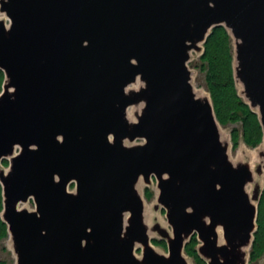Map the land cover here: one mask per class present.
Masks as SVG:
<instances>
[{
    "label": "water",
    "instance_id": "water-1",
    "mask_svg": "<svg viewBox=\"0 0 264 264\" xmlns=\"http://www.w3.org/2000/svg\"><path fill=\"white\" fill-rule=\"evenodd\" d=\"M0 12V217L16 264H188L193 235L206 264H246L263 189L246 191L252 169L231 161L187 63L212 28L228 31L261 174L264 0H0ZM153 178L171 233L144 220L137 185Z\"/></svg>",
    "mask_w": 264,
    "mask_h": 264
},
{
    "label": "trees",
    "instance_id": "trees-1",
    "mask_svg": "<svg viewBox=\"0 0 264 264\" xmlns=\"http://www.w3.org/2000/svg\"><path fill=\"white\" fill-rule=\"evenodd\" d=\"M203 51L199 55L198 68L204 75V83L209 94L214 115L220 126L226 127L229 124L239 123L240 133L232 130V150L238 146V139L242 135L243 142L251 148L258 147L263 138L262 128L258 116L254 113L239 96L234 80L233 70V44L232 38L223 26H216L211 29L205 42ZM4 74L0 71V86ZM4 166L7 161H3ZM73 188V184L71 185ZM144 196L150 201L153 192L144 188ZM2 187L0 185V214L3 208ZM8 237L7 226L0 217V243ZM155 245H163L162 240L152 241ZM199 244L196 235L191 236L185 244L184 253L192 258L195 264H206L197 252ZM264 255V189L261 192L257 204L256 230L253 233V241L250 250V260L257 261Z\"/></svg>",
    "mask_w": 264,
    "mask_h": 264
},
{
    "label": "rangeland",
    "instance_id": "rangeland-1",
    "mask_svg": "<svg viewBox=\"0 0 264 264\" xmlns=\"http://www.w3.org/2000/svg\"><path fill=\"white\" fill-rule=\"evenodd\" d=\"M0 21H3L4 24L6 26H9V20L7 19V17L5 16L4 13L0 12ZM199 52L196 51H191L190 52V59L187 63V66L191 72V83L192 86L194 88V91L196 93L199 94L200 97H208V93L206 91L205 88V83H204V75L203 73L199 70L198 68V64H199ZM3 84V82H2ZM2 84L0 86V93L2 91ZM140 83L137 82L136 84L130 85L129 86V90H137L140 87ZM237 90L239 91L240 86L236 87ZM128 109H131V107H129ZM135 108L132 107V110H134ZM131 111V110H130ZM132 114V119L133 121H135L134 119V115H133V111H131ZM220 128V133L222 134V137L224 140H226L229 144V157L231 159L232 162L236 163V162H244V163H248L252 169L253 172V182L249 183L246 186V191L251 195L254 188L257 186L259 188V192L264 189V171H262L261 174H257L255 172V169L257 168L258 165H261V161L259 159L258 156V149L259 148H263V143L260 144L258 147L256 148H251L248 147L242 139V135L240 134L239 139H238V146L236 147L235 150H232V130L236 129L239 133L241 130V125L239 123H235V124H229L226 127H222L219 126ZM141 141L137 140L135 141L133 144H138ZM126 145H130L128 142H126ZM19 152V148L15 149V154ZM7 161V160H4ZM1 168H3L4 170H7L8 168V161H7V165L4 166L3 161L1 162ZM71 188V186H70ZM144 188H148L150 191L153 192V196L152 199L150 201H147L145 196H144ZM72 190V189H70ZM138 192L140 193V195L143 198L144 201V207L147 208V214L144 215V220L147 224L148 227H152L155 223L160 224L163 228L167 229L169 233H171V227L167 224V219L165 217V211L161 208L155 210V205H157V189H156V183L154 178L152 179V184L150 186H146L143 182H140L139 186L137 187ZM25 207L28 210L32 211L34 210V203L32 200H30L28 203L26 204H21V207ZM145 212V210H144ZM147 216V217H146ZM128 217V214L126 215V218ZM220 232V237H221V231ZM9 237V236H8ZM8 237L3 240L0 243V264H16V260H15V256L13 255L12 251L9 248V240ZM149 237L151 238V243L154 247V249L160 253V254H167V247H166V242L165 246L163 245H155L152 241H159V237L155 234L150 232L149 233ZM223 243L222 238H220V244ZM200 244V242H199ZM198 244V245H199ZM197 245V247H198ZM196 247V249H197ZM250 250L251 247L248 249V257H247V262L246 264H264V255L258 259L257 261H251L249 254H250ZM135 255L137 257L141 256V246L140 245H136V250H135ZM184 257L187 259L188 264H195L194 260L190 257H188L185 253H184Z\"/></svg>",
    "mask_w": 264,
    "mask_h": 264
},
{
    "label": "bare ground",
    "instance_id": "bare-ground-1",
    "mask_svg": "<svg viewBox=\"0 0 264 264\" xmlns=\"http://www.w3.org/2000/svg\"><path fill=\"white\" fill-rule=\"evenodd\" d=\"M137 109H138V107H137ZM137 109L135 108L134 110L137 111ZM130 110L133 111V113H134V110H132V107H131V109H128V110H127V117L131 120V119H132V114H130V113H131ZM138 186H139V184L137 185V187H138ZM20 206H21V205H20ZM22 207H23V206H22ZM144 210H145L144 215H146V214L148 213V212H147L148 209L144 207ZM146 217H147V216H146ZM220 238H221V237H220ZM9 248H10V244H9Z\"/></svg>",
    "mask_w": 264,
    "mask_h": 264
}]
</instances>
